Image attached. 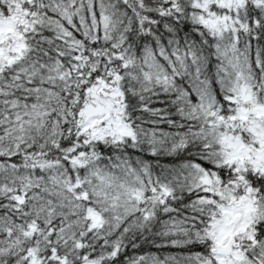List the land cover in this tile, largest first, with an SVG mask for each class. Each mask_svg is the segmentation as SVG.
Masks as SVG:
<instances>
[{"label": "snow or ice", "instance_id": "obj_1", "mask_svg": "<svg viewBox=\"0 0 264 264\" xmlns=\"http://www.w3.org/2000/svg\"><path fill=\"white\" fill-rule=\"evenodd\" d=\"M0 264H264V0H0Z\"/></svg>", "mask_w": 264, "mask_h": 264}]
</instances>
